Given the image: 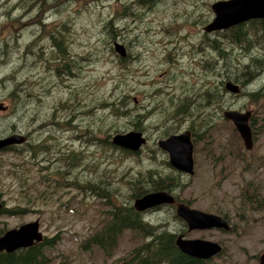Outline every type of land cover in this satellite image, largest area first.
Instances as JSON below:
<instances>
[{
  "label": "rangeland",
  "instance_id": "obj_1",
  "mask_svg": "<svg viewBox=\"0 0 264 264\" xmlns=\"http://www.w3.org/2000/svg\"><path fill=\"white\" fill-rule=\"evenodd\" d=\"M183 1L188 6L197 2L194 14L197 11L208 12L205 3L213 0ZM107 2L117 6L112 14V7L108 6ZM47 3L56 5L52 7ZM120 8V0H0V103L7 106L6 110H0V136L13 132L24 134L28 128L36 132L38 128L32 121L38 122L44 118L47 111L52 112L47 107L48 97L46 98L40 88L43 82L39 81L38 88L30 84L41 74L46 77V63L52 66L57 78V87L61 84H72L79 75V66L87 67L91 83L87 84L85 77H77L78 81L74 84L77 87L75 92L80 103L79 109L90 107L104 93L113 94V99L114 95L124 96L128 92H151V96L159 92L156 86L152 85V82H159L152 76L161 70L159 66L146 67L141 62V79L147 81V84L141 83L140 75L132 64L117 62L110 50V36L108 31L104 30L109 26L106 21L107 13L120 18ZM187 21H191V18ZM200 25L187 23V26L182 28L196 30ZM249 25L255 27L261 24L250 20L241 26L245 28ZM261 26L255 27L252 32L264 35V26ZM232 31L208 43L215 57L222 60L223 67L216 68L208 61L202 68L203 75L199 79H202L203 83L197 87L192 83L181 85L187 89L191 99L193 98L189 113L195 139V142L191 140L194 144L196 166L189 178L188 175L184 176L185 186L180 193V198L189 199L187 204L193 208L225 215L231 230H188L185 221L177 216L173 207L146 210L142 212L141 217L158 230L167 229L175 234H182L185 239H203L219 243L223 251L220 256L217 257V254L214 257L218 262L259 264L258 255L264 251V99L253 102L245 94L238 97L229 96L230 93H223L221 82L227 80L224 68L230 69L229 75L234 77L239 74L242 65L251 66L250 56L264 58V42L253 43L248 50L249 54L241 53L237 43L227 38ZM158 36L157 32L152 38V48L159 45L161 49L164 46L163 38L166 37L157 39ZM186 36L181 34L184 40ZM128 38H134L133 33ZM139 39V47H132H138L141 51L147 46L149 39L146 33L140 34ZM142 39H145L143 45ZM57 42L61 46L57 45ZM58 50L63 51L64 57ZM85 53H90L95 59L90 63L85 59L79 60L78 57ZM67 55L72 58L71 67L75 70L66 64ZM88 64H93V67H88ZM261 67L264 68V64ZM261 73L257 79L246 85V90L256 89L261 85V81L264 82V70ZM208 85L217 87L216 96L219 98V104L210 107V127L205 124V118H202L208 110L206 97L198 92ZM123 101V107L126 109L151 115L138 125L141 129H147L146 132L151 138L163 136L164 132L156 131L157 127H152L151 130L148 128L152 119L160 117L158 111L145 113L129 98ZM56 106V112L60 111L61 114L58 117L62 118L65 108L60 107L58 102H55L52 108ZM181 108L183 111V105ZM229 108L248 109L252 111V115L257 116V133L251 150L244 147L238 133L234 131L232 122L223 118L222 111ZM115 110L119 112V109ZM109 118L112 122V134L116 133L114 125L126 130L134 127V123L128 122L125 117L117 116L113 109ZM175 118L176 116L173 120ZM171 129L172 126L168 128L169 131ZM96 135L98 146L102 148L94 149V154L90 156L79 153L80 165L85 163L86 167L78 179L50 170L53 161L49 162L46 170L45 167L41 168L39 145L32 144V147H39L28 149L22 145L18 151L0 152V200L2 199L5 209L18 208L14 215L0 212V235L5 230L38 220L42 235L59 233L61 236L54 248L47 249L50 264H117L118 260L144 239L151 238L144 236L142 240L139 235L134 232L133 235L130 230L125 229L117 236L116 246L110 254H105L94 245H82L100 225L103 211L107 208L103 202L106 193L101 188L106 190L108 195L115 188V196L111 198L126 205L129 202L128 195L132 191L127 180H180V177L168 170L164 164L167 152L158 145L154 147V143H151L140 154L127 155L117 147H104L106 143L99 142L101 133L97 132ZM30 150L34 154L31 155ZM64 161L66 162L67 158H64ZM104 169L105 174L102 173ZM50 175H57L58 179H52ZM176 191L180 192L179 189ZM132 202L133 199L131 204Z\"/></svg>",
  "mask_w": 264,
  "mask_h": 264
},
{
  "label": "flooded vegetation",
  "instance_id": "obj_2",
  "mask_svg": "<svg viewBox=\"0 0 264 264\" xmlns=\"http://www.w3.org/2000/svg\"><path fill=\"white\" fill-rule=\"evenodd\" d=\"M215 1L221 0H213L210 3H205L208 12L204 13L197 11L193 14L197 2L188 6L183 0H120V18L111 16L117 9V6H113L111 2H107L108 6L111 5L112 10L111 14L107 13L106 21L109 26L104 30L108 31L110 36L108 42L110 43V50L115 56L116 61L121 64L131 63L132 67L136 69L137 73L140 75V82L146 84L147 81H142L141 79L143 72V65L141 62L146 67L149 65L159 66L161 70L152 74V76L159 81L158 83L152 82V85H155L159 92L155 93L154 96H151V92H128L124 94V96L114 95L113 99V94L104 93L102 96L98 97L97 102L90 107L79 109L80 103L79 99H76L75 92L77 87L74 84L78 81L77 77H79V79L85 77L88 81L87 84L91 83L92 80L88 79L87 67L82 68L79 66V75L72 81V84H68V86H63L61 84L57 87L55 85V79L57 78L54 75L52 66L46 63L45 71L47 75L43 77L44 74H41V82H43V84L40 88L45 93L46 98L48 97L49 104H47V107L51 109L52 112L47 111L44 118L38 122L32 121L38 130L32 132V130L28 128L24 133L26 136L25 143L12 144L0 152L18 151L22 147H19V145H23L26 149L31 148L32 144L39 145L41 147V168L45 167L46 170L49 162L53 161L50 165V170L60 174L66 173L69 174L70 177H76V179H78L80 174L85 171L86 167L85 163H83L84 167L80 165L78 159L79 153L82 152L90 156L94 154V149L102 148V146H98L97 132L101 133L99 142L106 143L104 147H117L112 144V136L114 134H112V122L109 117L112 106L118 103L120 104L125 98H129L136 107L140 108L145 113L158 111L160 117L152 119L148 128L151 130L152 127H157L156 131L164 132L163 136L159 135L154 139L146 132L147 129L144 127L141 129V127L135 123L134 127L127 130L126 128L114 125L116 133L137 131L141 132L145 137L146 143L135 154H140L144 148H148V145L151 143H154V147L157 146L158 139L165 138L171 134L180 133L181 131H188L190 138L193 139L194 136L191 130L192 120L189 113L190 102L193 98L191 99L186 92L187 89L181 85L192 83L197 87L200 83H203L204 81L199 79L203 75L202 68L205 67L208 61H211L216 68L223 67L222 60L220 61L215 57L208 43L213 41L214 38L222 37L229 31L241 27L243 24L241 23L240 25H235L228 29L205 30L204 27L215 17V13L211 6ZM189 17L191 21H187ZM250 20L264 26V17ZM187 23L201 25L200 28L196 30L190 28V30H184L182 27L184 25L187 26ZM157 32L159 33L157 39L166 37L163 38L164 46H162L161 49L159 45L153 46L152 48V38ZM131 33H133L134 38H128ZM142 33H146L149 43L140 51L138 49L140 45L139 35ZM182 33L187 35L186 40L181 38ZM144 40L145 39L141 40L142 45ZM115 42L122 45L124 51L123 55L118 54L115 49ZM58 43L59 42H57V45ZM133 45H137L138 47L134 48L132 47ZM159 50H161V52H159ZM78 58L79 60L85 59V61H89V63L95 59L90 53L82 54ZM71 59L72 58L68 55L65 59V62L69 61L68 65L70 67ZM88 67H93V64H88ZM72 69L75 70V68ZM92 71L93 70L90 71L91 75ZM158 86L161 87L158 88ZM74 100L75 102H72ZM55 102H58L60 107L65 108V111H62L65 113L62 118L58 117V115H61L59 114L60 111L56 112L58 106L52 108ZM182 105L184 107L183 111L181 108ZM6 109L7 108L2 110ZM175 116L176 118L173 120ZM170 126H172V129L169 131L168 128ZM5 135H1L0 137H5ZM34 139L36 140L34 141ZM193 140L195 142V139ZM30 154L32 155L34 153L30 150ZM165 156L164 164L167 166L168 170L173 171L180 179H183L185 175L187 176V173L171 166L168 161L167 153ZM64 158H67L66 162ZM193 159V169L195 170L196 158L194 149ZM64 165L66 166L64 167ZM81 167H83L82 170ZM102 173H106L105 169ZM50 178L55 180L58 179L57 175H50ZM72 184L78 187V185ZM101 190L104 192L106 191L104 189ZM171 205L175 206V203Z\"/></svg>",
  "mask_w": 264,
  "mask_h": 264
},
{
  "label": "trees",
  "instance_id": "obj_3",
  "mask_svg": "<svg viewBox=\"0 0 264 264\" xmlns=\"http://www.w3.org/2000/svg\"><path fill=\"white\" fill-rule=\"evenodd\" d=\"M32 1L46 2V0ZM47 4L52 7L56 5V3ZM259 26L261 25H257L255 27ZM255 27L249 25L244 28L241 26V28H236L237 30L235 29L230 32L227 35V38L237 43L241 53L249 54L248 50L253 46V43L259 41L264 42V35H256L252 32ZM58 45L61 46L60 43H58ZM58 51L59 54L64 57L63 51ZM250 59L252 61L251 66L242 65V68L239 70V74H236L234 77L229 75V73L231 72L230 69L224 68V76L226 79H231L233 82L239 83L241 85L239 94H229V96L238 97L245 94L250 101L255 102L259 99H264V82L262 83L261 81V85L253 90H246L245 88L246 85L253 82L262 74L261 71H263L264 68H262L261 65L264 64V58L259 59L258 57L250 56ZM68 62H66V64H69ZM65 68L66 67H64L63 69L65 70ZM36 84L37 86L39 85L38 82H36ZM221 84L223 85L224 82H221ZM216 88H212L208 85L204 89L198 91L202 96L206 97V106L208 110L205 115H202V118H205V124H208V127L211 126L209 122V117L211 115L210 107L219 104V98L216 96ZM222 90L224 91V94H228L224 86L222 87ZM122 102L124 103V101ZM122 102L120 104L118 103L116 105H113L112 109L117 116L125 117L128 122L139 125V123L146 121V119H149V116H151L143 114L139 110L134 113L133 110H129L126 109V107H123ZM115 109H119V112H117ZM256 118V115H252L251 117L253 139L256 137L255 134L257 133L256 127L258 125H255ZM34 147L39 146H33L32 148ZM117 149L127 155L135 154V152H131L122 148ZM127 181L130 189L132 190L128 195L129 199L127 198L129 202L124 205L117 200L112 199L111 197L115 196L114 194L116 193L115 188L111 190V194L109 195L108 192L105 191L106 195L103 196V202L107 206V208L103 211L102 222L93 231V233L83 241L82 245L84 247L94 245L99 247L105 254H110L113 248L116 246L117 236L123 230L128 229L132 232L133 235L135 233L142 237V240L144 236L151 238L149 240L144 239L143 242L139 243L131 251H129L127 255L118 260L117 264H225L216 261L217 259H214L215 256L208 259H201L192 258L182 253L177 248V245L175 243L176 234L174 232L167 229L158 230L156 227L149 225L142 219V212L136 211L131 204L132 199H134L135 197L157 190H166L170 192L177 200H182L188 203L189 199L180 198L181 190L185 186L183 179L173 180L172 178H168L164 180L153 179ZM176 189H179L180 192L176 191ZM248 201H250V199H248ZM165 207L171 206L159 205L156 208L160 209ZM17 209L18 208H16V210L5 209V207L3 206L0 212H7L10 215H14L18 212ZM222 216L225 217V215ZM60 240L61 236L59 233L45 235L42 241L36 242L32 246L19 248L11 253L0 252V264H50L47 249L54 248L56 243ZM221 254L222 252H220L217 257Z\"/></svg>",
  "mask_w": 264,
  "mask_h": 264
},
{
  "label": "water",
  "instance_id": "obj_4",
  "mask_svg": "<svg viewBox=\"0 0 264 264\" xmlns=\"http://www.w3.org/2000/svg\"><path fill=\"white\" fill-rule=\"evenodd\" d=\"M211 6L215 17L204 27L207 31L226 29L251 18L264 17V0H221L214 2ZM114 45L117 52L123 55L122 45L117 42ZM224 87L232 94H237L241 90L240 85L231 80H227ZM0 108L4 109L1 105ZM251 115L252 111L248 109L244 111L225 109L223 111V116L233 122L244 147L249 150L253 147L252 130L249 124ZM25 140L24 135L12 133L9 136L0 138V150L11 144H21ZM112 141L122 148L137 151L146 142V139L141 132L129 131L114 135ZM157 144L168 152L171 165L187 173H193V144L188 131L159 139ZM173 203L176 205V214L185 221L188 230L211 228L229 230L231 228L222 216L192 208L182 202H175L173 195L164 190L153 191L136 197L133 200V207L137 211H144L161 204ZM1 207L2 203L0 202V209ZM42 239L38 220L27 222L17 228L8 229L0 235V251L11 253L19 248L32 246L34 243L42 241ZM175 243L180 251L194 258H210L221 251V246L217 242L203 239H185L182 234L176 237ZM258 262L264 264V251L259 254Z\"/></svg>",
  "mask_w": 264,
  "mask_h": 264
},
{
  "label": "bare ground",
  "instance_id": "obj_5",
  "mask_svg": "<svg viewBox=\"0 0 264 264\" xmlns=\"http://www.w3.org/2000/svg\"><path fill=\"white\" fill-rule=\"evenodd\" d=\"M160 127V126H159Z\"/></svg>",
  "mask_w": 264,
  "mask_h": 264
}]
</instances>
